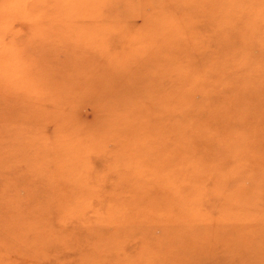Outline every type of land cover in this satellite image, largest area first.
Here are the masks:
<instances>
[{"label": "rangeland", "instance_id": "374dc122", "mask_svg": "<svg viewBox=\"0 0 264 264\" xmlns=\"http://www.w3.org/2000/svg\"><path fill=\"white\" fill-rule=\"evenodd\" d=\"M0 264H264V0H0Z\"/></svg>", "mask_w": 264, "mask_h": 264}, {"label": "bare ground", "instance_id": "6f19581e", "mask_svg": "<svg viewBox=\"0 0 264 264\" xmlns=\"http://www.w3.org/2000/svg\"><path fill=\"white\" fill-rule=\"evenodd\" d=\"M155 56L153 54L148 59H153ZM158 110H160V108ZM154 117H155V122H156L157 118H156V116H154ZM160 123H162V122L159 119L157 121V123H156V126L158 128H154L153 127L154 123L151 125V127L153 128V132H152L151 128H147L146 129V132H148L147 134L149 135V138L146 140L145 146L144 145L141 146L142 149H143V150H141V152H142L141 156L142 157L139 156V158H137V160L138 159L141 160L140 161L141 162L140 163L141 167L148 168V169L149 168H153V169L156 168L158 170L157 172L155 170L152 171L153 172L152 177H149L150 178V182L156 183V184H157V181H158V180L155 181L156 175L157 176H159V175L163 176L164 175L163 173L167 172L168 170H169V173H173V174H174L175 171H178V170L183 171L184 173L179 174L177 176L178 179L179 178H184V175L186 174V171H188V170H184V167H183L184 166V160L183 161L179 160L178 161V166L167 162V159L165 157H167L166 155H169V154H167V153H169V150L167 148L168 131H167V127H163L165 124L161 125ZM150 140H152L154 143H156L157 146L154 145V143L152 141H150ZM193 143H196V145L198 147V146H201V144H203V141H198L197 142V140H194ZM131 145H132V143H131ZM187 146L188 145L183 144L181 147L185 151ZM132 147H133V145H132ZM178 147H177L178 149L181 148L180 146H178ZM175 149H176V147H173V150H175ZM182 152H183V150H182ZM182 152L181 151L179 152L178 158H181V157L184 156V154H182ZM152 154L157 156V160L153 159V156H151ZM180 154H182V155H180ZM128 161L130 163L129 159H128ZM120 162L124 163V159L120 158ZM134 163L135 162H133L132 164H134ZM116 169H118V168H116ZM166 169H167V171H165ZM177 178L173 177V179L171 181L176 182ZM122 181H125L124 177H123ZM168 183H170L169 179H168ZM177 186L180 187L181 185L179 183H177Z\"/></svg>", "mask_w": 264, "mask_h": 264}]
</instances>
